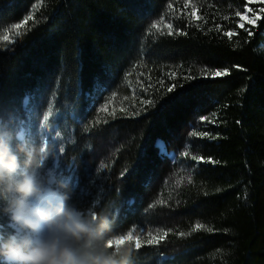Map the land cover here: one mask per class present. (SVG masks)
Masks as SVG:
<instances>
[{
	"label": "trees",
	"instance_id": "trees-1",
	"mask_svg": "<svg viewBox=\"0 0 264 264\" xmlns=\"http://www.w3.org/2000/svg\"><path fill=\"white\" fill-rule=\"evenodd\" d=\"M184 4L0 0V126L32 140L53 109L41 139L65 148L57 171L79 172L72 202L110 214L118 236L168 232L122 245L131 264H264V13L239 28L248 0H191L203 19L190 24L174 18Z\"/></svg>",
	"mask_w": 264,
	"mask_h": 264
},
{
	"label": "clouds",
	"instance_id": "clouds-1",
	"mask_svg": "<svg viewBox=\"0 0 264 264\" xmlns=\"http://www.w3.org/2000/svg\"><path fill=\"white\" fill-rule=\"evenodd\" d=\"M58 167L54 146L0 129V264H131L110 214L77 207Z\"/></svg>",
	"mask_w": 264,
	"mask_h": 264
},
{
	"label": "snow or ice",
	"instance_id": "snow-or-ice-1",
	"mask_svg": "<svg viewBox=\"0 0 264 264\" xmlns=\"http://www.w3.org/2000/svg\"><path fill=\"white\" fill-rule=\"evenodd\" d=\"M251 2H253V0H249V3H251ZM190 6H191V12L181 11L174 18H179V15H184V16L190 18L189 19L190 24L192 23V21H197V20L203 19V17L197 15L198 9L194 4H191V0H185V4L183 5V8L187 9ZM167 9L175 12L172 3H169L167 5ZM249 12H253V10L251 8H247V7H246L245 12L243 14H241L239 11L236 12V15L239 16V18H240L239 22H238L239 28H244L245 22H247L248 24L255 25L256 21L261 18L259 13H264V8L259 9L258 12H253V15L251 17H249V15H248ZM31 19H33L32 16L26 17L23 24L14 25L15 29H17V30L21 29L24 26V24H27V21L31 20ZM224 19H228V17H224ZM159 23L164 24V26L167 27V29H168L167 34L168 35H172L173 29H172L171 23H165L163 17L160 18ZM196 26L199 27L198 24ZM151 27L153 29H158V24L156 22H154V23H152ZM217 29H219V25H217ZM161 34H163V33H161ZM177 34L179 35V34H186V33H183V32H180L177 30ZM16 35H20L19 31H17ZM225 35H227L228 37H232L233 35H235V33L233 31H228L225 33ZM4 39L5 40L9 39L7 34L4 36ZM141 75H143V73H141ZM201 75L204 76L205 78L210 77L212 79H215L218 77L228 76L229 72L227 70H224V71L215 70V71L209 72V70L207 68H205L203 70V72L201 73ZM189 78H191V77H189ZM167 91L171 92V91H173V88L169 87L167 89ZM148 103H152V102L149 101ZM44 107H47V105H45ZM107 107H108L107 104H105L104 107L100 109V111H107ZM111 114L114 115L115 112L113 111ZM51 116H53V109L47 108V114L43 115L44 130L41 131L40 133H31L32 141L37 145H40L43 143L46 146L51 143L55 147L56 154L59 155V154H61V152L63 153L65 151V148L63 146L56 143V140L53 139L52 137H47L43 140L41 139L42 136L47 135V130H48L49 125H50V117ZM201 119L204 120L206 118L202 117ZM97 122H99V121H97ZM106 122L107 121H105V123ZM0 127H3V129H5V130L12 131L13 133H16L18 131V133L21 134V136H25V130L24 129L27 128V125L26 124L22 125L19 130L14 128L11 124H7V125L0 126ZM37 127H39V126L37 125ZM52 131L55 133V136L58 138L59 133L55 131V128H53ZM191 135L196 136V135H206V134H198L196 132H192ZM157 147L159 148V150L162 154L166 151V146L163 142H158ZM183 154L186 157L189 155V153L187 151H185ZM191 158L195 161H203L204 160L203 157H198L195 155H193ZM209 162H212V161H209ZM55 163H56L55 161L49 160L47 163V167H52ZM60 164H61V169H60V171H58V175L61 176L62 178L74 179L76 176H79V172L76 171L74 166L69 167L68 165L63 164L62 161L60 162ZM64 169H67V172H65ZM88 175H89V179H91L90 173ZM84 194H86V193H84ZM202 227H203L202 225L197 224L195 226L194 230H200ZM134 233H136L135 236H134ZM144 233H145V230H143V229L140 230L139 232H137V229L133 228L130 231H128L126 235H119V239L110 242V246H122L127 242L135 241L134 247H135V249L139 250L145 244L148 246H152L154 244L158 245L161 240L165 239L168 236L167 231H164L162 235H159V233L154 234L153 231H147L146 232V239H144L142 241V236H144ZM180 235L182 236L184 234L180 233Z\"/></svg>",
	"mask_w": 264,
	"mask_h": 264
},
{
	"label": "rangeland",
	"instance_id": "rangeland-1",
	"mask_svg": "<svg viewBox=\"0 0 264 264\" xmlns=\"http://www.w3.org/2000/svg\"><path fill=\"white\" fill-rule=\"evenodd\" d=\"M248 3H249V0H248ZM247 8H251L253 10V12H258L259 9L264 8V0H253V2L249 3V6ZM253 12H249L248 13L249 17H251L253 15ZM259 20L256 21L255 25L248 24L247 22H245L244 27H246V26H256ZM2 40L3 39H0L1 42H2ZM163 154H167V151L165 153H163ZM173 160H175L174 156H173ZM156 233H159V235H162L161 232H154V234H156ZM135 235H136V233H134V236ZM144 239H146V231L144 233V236H142V241ZM133 242H135V241H133Z\"/></svg>",
	"mask_w": 264,
	"mask_h": 264
},
{
	"label": "water",
	"instance_id": "water-1",
	"mask_svg": "<svg viewBox=\"0 0 264 264\" xmlns=\"http://www.w3.org/2000/svg\"><path fill=\"white\" fill-rule=\"evenodd\" d=\"M171 159H173L171 156H169ZM175 159H176V156H175Z\"/></svg>",
	"mask_w": 264,
	"mask_h": 264
},
{
	"label": "bare ground",
	"instance_id": "bare-ground-1",
	"mask_svg": "<svg viewBox=\"0 0 264 264\" xmlns=\"http://www.w3.org/2000/svg\"><path fill=\"white\" fill-rule=\"evenodd\" d=\"M171 157L173 158V155H171Z\"/></svg>",
	"mask_w": 264,
	"mask_h": 264
}]
</instances>
